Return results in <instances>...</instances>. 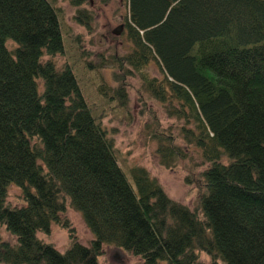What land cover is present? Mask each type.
<instances>
[{
	"label": "trees",
	"instance_id": "16d2710c",
	"mask_svg": "<svg viewBox=\"0 0 264 264\" xmlns=\"http://www.w3.org/2000/svg\"><path fill=\"white\" fill-rule=\"evenodd\" d=\"M92 1L71 0L80 23ZM127 5L131 51L112 58L121 85L101 94L123 104L124 77L142 75L181 124L178 136L151 134L161 165L174 168L191 154L203 170L187 180L198 182V208L169 198L142 167L129 182L73 71L44 61L64 50L55 8L0 0V227L15 239L0 235V264H100L106 246L140 264H264V0ZM151 62L161 79L144 76ZM14 186L22 208L8 205ZM69 209L93 235L86 246ZM53 224L71 239L64 253L38 238Z\"/></svg>",
	"mask_w": 264,
	"mask_h": 264
},
{
	"label": "rangeland",
	"instance_id": "374dc122",
	"mask_svg": "<svg viewBox=\"0 0 264 264\" xmlns=\"http://www.w3.org/2000/svg\"><path fill=\"white\" fill-rule=\"evenodd\" d=\"M47 1L57 12L64 50L56 57H45L44 61L52 60L58 69L68 66L73 71L92 116L113 140L118 166L129 182L133 185L131 169L142 167L159 182L169 198L196 210L200 192L198 182L189 184L187 180L198 179L197 175L203 171L199 163L189 154L174 168L162 166L158 143L151 137L152 132L180 134L181 124L167 114L166 104L151 97L138 73H128L124 77L123 104L116 98L108 99L121 85L114 78L119 69L112 58H124L131 51L124 28L128 16L127 0H94L82 6L81 10L89 14L84 16L83 23L76 19L80 9L72 6L71 0ZM9 47L12 48L13 44L10 43ZM161 74L158 65L151 62L144 76L161 79ZM105 85L111 89L107 97L100 91ZM179 146L184 147L182 143ZM7 202L13 208L25 206L21 190L15 186L9 187ZM66 217L75 229L78 243L86 246L93 235L81 215L69 209ZM0 235L4 240L15 242L4 227H0ZM38 238L60 253L66 252L71 244L68 232L54 224L50 235L38 234ZM202 260L208 261L209 258L202 255ZM99 263L140 264L141 260L116 247L106 246Z\"/></svg>",
	"mask_w": 264,
	"mask_h": 264
},
{
	"label": "water",
	"instance_id": "95a60500",
	"mask_svg": "<svg viewBox=\"0 0 264 264\" xmlns=\"http://www.w3.org/2000/svg\"><path fill=\"white\" fill-rule=\"evenodd\" d=\"M115 34H117V32H115Z\"/></svg>",
	"mask_w": 264,
	"mask_h": 264
}]
</instances>
